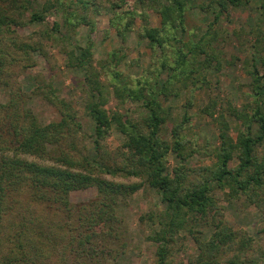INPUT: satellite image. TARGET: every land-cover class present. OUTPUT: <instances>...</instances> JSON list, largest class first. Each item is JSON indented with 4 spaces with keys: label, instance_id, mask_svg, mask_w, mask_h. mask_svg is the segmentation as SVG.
<instances>
[{
    "label": "trees",
    "instance_id": "obj_1",
    "mask_svg": "<svg viewBox=\"0 0 264 264\" xmlns=\"http://www.w3.org/2000/svg\"><path fill=\"white\" fill-rule=\"evenodd\" d=\"M249 1L45 0L37 9L33 0H21L18 8L28 10L27 20L0 4V87L8 90L5 100L0 101V264H116L130 246L124 215L128 198L144 185L155 189L165 205L157 214L151 211L139 216L141 221L146 217L158 225L147 236L155 242V264L172 263L181 234L196 246L188 264H264V249L259 246L252 253L254 238L226 222L213 194L220 191L226 199L243 195L264 210V147L256 150L264 141V71L257 65L248 71L252 104L247 103L242 110L228 108V116L240 120L234 138L224 114L215 113L214 100L201 108L220 123L219 143L202 146V152L214 158L208 165L187 163L201 148L183 132L187 109L193 104L192 93L180 116L173 115V106L168 103L178 98L182 89L193 91L194 84L200 86L197 76L210 66L207 45L219 14L228 5ZM258 6L263 17L264 0ZM191 8L212 9L215 15L200 34L188 32L184 39L186 12ZM51 11L60 12L65 33H60ZM101 11L110 12L109 25L115 29L119 45L94 64L92 40L87 36L84 45L71 43L70 31L80 25L92 28L90 13ZM152 11L160 18L158 27L149 23ZM136 18L142 21L138 28ZM42 21L50 27L40 30L34 41L24 40L14 30L26 22ZM134 29L151 53L130 85L127 78L122 79L119 65L127 36ZM256 35L255 50L264 51V34L258 31ZM41 39L62 41L66 66L81 69L85 108L93 121L92 153L84 141L82 147L78 145L81 122L51 79L39 77L31 90L57 108L59 119L47 123L40 122L27 106L30 94L13 81L12 67L20 61L16 52L28 59L33 51L47 55ZM261 62L264 65V57ZM102 72L111 75L108 81L101 79ZM111 96L118 104L137 102L143 112L133 117L118 108L108 109ZM112 128L123 135L113 151L104 144ZM168 153L176 160L170 171ZM234 158L236 164L230 165ZM129 176L139 180L113 179ZM92 186L96 188L94 197L72 202V190ZM204 229L209 230L207 238ZM259 231L264 233V227Z\"/></svg>",
    "mask_w": 264,
    "mask_h": 264
},
{
    "label": "rangeland",
    "instance_id": "obj_2",
    "mask_svg": "<svg viewBox=\"0 0 264 264\" xmlns=\"http://www.w3.org/2000/svg\"><path fill=\"white\" fill-rule=\"evenodd\" d=\"M20 1L0 0V4L2 8L6 7V9L14 10L15 13L18 12L22 20H27L29 17L28 10L21 11V8H18ZM205 1L195 0L198 4ZM260 1L250 0L246 4L239 6L228 5L227 9L219 14L217 20L212 23L213 36L210 37V44L207 45V49L212 56L210 66L203 68L197 76L200 79L197 85L200 86L195 87L194 84L193 91L189 88H184L181 90L178 98L168 101L173 106V115L177 117L183 112V105H185L187 97L190 96V93L193 95V104L187 109L189 117L185 122L183 132L189 139L197 140V147L201 148L188 159V165L210 164L214 158L202 152V146L208 144L210 147V144L215 146L219 143L218 128L220 123L215 120L216 118L213 119L212 116L201 111L203 105L207 104L210 99L216 102L214 111L216 114L220 111L224 114L231 128L229 134L234 138L237 128L240 127V120L228 116V108L234 106L242 110L247 103L252 104L251 76L248 71L253 69V65L259 66L258 70L260 72L264 71V65L261 62L262 57H264V51L255 50L258 47L256 46V43H258L257 32L260 31L261 34H264V16L262 17L260 7L258 6ZM44 2L45 0H33L32 6L39 9ZM214 13L212 9L210 12L200 11L197 8L187 10L184 39L187 38L188 32H195L196 35L200 34L209 22H212ZM50 14L60 24V33H65V29L61 25L60 12L51 11ZM109 14L110 12L103 11L94 14L90 13V17L94 21L92 28L80 25L74 28L73 31H70L72 34L71 43L84 45L87 36L92 40L94 64L99 59L106 57L110 49L119 45L116 31L109 25ZM148 19L152 27L160 25V18L156 12H150ZM141 22L140 18H136L134 22L135 27L141 26ZM48 26L50 27L47 21L26 22L23 25L15 27L16 29L14 30L24 40L34 41L38 38L39 31L47 29ZM41 41L47 53L46 56L38 51H33L30 53L31 59H28L24 58L25 56L21 55L20 51L16 52L20 61L19 63L16 61V64L12 67L13 81L21 87L22 91L30 94L27 106L33 110L40 122L47 123L59 119L57 108L53 104L43 100L41 95L32 93L31 90L39 80V77L51 79L54 86L58 88L59 94L70 102L72 109L76 112L81 122L82 128L77 138L78 145H83L82 142L84 141L86 149L92 153V147L89 146V142L93 133V121H91L85 108L87 95L85 86L82 84L81 69L66 66V55L62 50L65 46L62 41H59L60 43L52 42L48 39H41ZM124 52L125 56L121 60L119 70L123 71L122 79L127 78L126 80L131 85L149 60L151 50L147 47L145 40L138 39L137 32L134 29L127 36ZM28 63L31 66L25 67L24 65ZM100 77L105 82L109 80L111 75L102 72ZM201 81L203 82L201 83ZM7 91V89L0 87V101L5 100L4 93H7ZM106 106L108 109L118 108L120 111H125L133 117H138L143 112L137 102L127 100L122 104H118L112 96L108 98ZM168 126L169 129L171 124L168 123ZM122 141L123 135L115 128H112L106 135L104 144L113 151ZM262 146L264 147V141L262 145L257 146V152L260 151ZM166 160L167 168L170 171L176 163L174 155L168 153ZM236 162L237 160L234 158L229 161V164L234 165ZM106 177L110 178L109 175H106ZM113 179L124 182L139 180V178L133 176L115 177ZM213 194L217 198L218 205L226 222L233 229L244 231L248 236L250 235L254 238L255 241H253L251 246L252 253L259 246L264 249V233L259 231L264 227V210L261 212L253 203H249L243 195L236 196L235 198L228 197L226 199L220 191L214 190ZM95 195L96 188L92 186L85 189L72 190L70 192V199L72 202L85 201ZM164 207L165 205L161 201L160 195L155 189L147 185L142 186L128 198L124 215H126L125 219L129 228L127 240L130 246L119 257L116 264H155V242L147 239V236L152 235L158 228V225L146 219V217L141 221L139 220V216L151 211L157 214ZM208 235L209 230L204 229V237L207 238ZM181 236L183 237V234ZM182 237L178 244L175 245V249H178L174 250L171 264H188V256L194 254L196 251V246L192 239H184ZM180 243H183V245L181 246ZM223 260L224 258L222 257Z\"/></svg>",
    "mask_w": 264,
    "mask_h": 264
}]
</instances>
